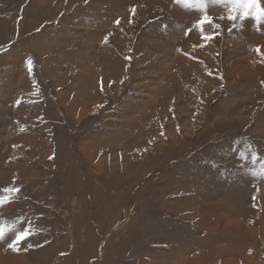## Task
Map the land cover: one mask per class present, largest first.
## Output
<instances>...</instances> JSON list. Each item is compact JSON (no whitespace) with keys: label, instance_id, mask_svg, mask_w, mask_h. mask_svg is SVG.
Returning <instances> with one entry per match:
<instances>
[{"label":"rangeland","instance_id":"obj_1","mask_svg":"<svg viewBox=\"0 0 264 264\" xmlns=\"http://www.w3.org/2000/svg\"><path fill=\"white\" fill-rule=\"evenodd\" d=\"M231 8L0 0V264H264V0Z\"/></svg>","mask_w":264,"mask_h":264},{"label":"snow or ice","instance_id":"obj_2","mask_svg":"<svg viewBox=\"0 0 264 264\" xmlns=\"http://www.w3.org/2000/svg\"><path fill=\"white\" fill-rule=\"evenodd\" d=\"M257 0H248V3H242V0H231L232 3V8L230 9V11H235L237 8L243 7L244 9L250 8L252 7V5L254 3H256ZM185 3L188 4L189 6H195L201 10H205L206 9V0H185ZM134 11V10H133ZM247 11H245L242 15L243 16H247ZM230 20H235L236 16L234 15H230L229 16ZM117 24H119V21H116ZM212 25L213 21L208 17L207 13L205 12V15H203L197 22L196 25L199 26V30L201 33H203L204 31V25ZM191 28H189L186 31V35L191 33ZM218 32H212L211 34H202L201 35V39L204 41L203 44L199 45V47H205L207 45V43L209 41H212L216 38V36L218 35ZM105 40H107V37L105 38ZM196 47V46H194ZM257 52L260 51L259 48L256 49ZM31 65H32V61L29 60L28 61V66H29V71H31ZM51 158V157H50ZM5 192L7 193H12V192H18L19 189H4ZM10 197L9 196H4V197H0V206L5 205L6 203H10ZM31 230H21L19 232H16L14 234V237L11 239V241L8 243V248L12 249L13 251H19L18 248V244L27 239L30 235H31ZM6 236V230L4 227L0 226V239L5 238Z\"/></svg>","mask_w":264,"mask_h":264}]
</instances>
